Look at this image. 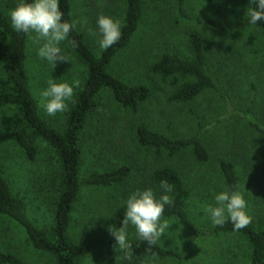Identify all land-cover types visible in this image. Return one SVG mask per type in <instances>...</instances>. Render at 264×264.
I'll return each instance as SVG.
<instances>
[{
  "label": "rangeland",
  "instance_id": "374dc122",
  "mask_svg": "<svg viewBox=\"0 0 264 264\" xmlns=\"http://www.w3.org/2000/svg\"><path fill=\"white\" fill-rule=\"evenodd\" d=\"M142 1L144 14L137 32L116 56L110 71L127 83L148 84L152 93L137 111L121 107L106 90L96 97L80 138V174L114 169L123 163L132 170L118 184L80 188L70 215L69 235L78 242L90 239L92 251L75 264H104L105 246L112 237L104 220L132 191L142 189L153 164L170 165L181 174L190 190L186 211L201 231L212 226L206 207L214 204L215 193L224 190L218 172L221 160H229L235 167L239 177L238 189L244 193L252 223L257 224L264 214V132L250 126V122H255L264 128V37L253 28L233 33L206 24L207 20L218 17L238 18L244 12L245 0H217L213 3L183 0L182 15L177 0ZM71 2L73 18L82 22L77 26L78 30L85 35L89 47L96 54L100 53L97 16L105 14L122 21L123 0ZM7 3L8 0L0 1L4 8H8ZM191 32H198L203 37L208 68L219 77L235 108L232 113L212 92H206L188 104H170L166 101L169 86L151 74L152 61L164 52L189 57L187 38ZM62 47L72 62L58 64L52 69L48 62L37 57L36 46L30 37L28 40L30 89L41 117L55 128L63 124L68 110L48 116L40 106V92L53 78L58 83L78 80L80 84L84 78V66L65 44ZM3 81L0 64V88ZM18 121L14 109L0 108V167L13 193L23 200L29 219L38 228L49 231L58 183L56 155L46 142L38 141L35 159L26 160L13 139ZM199 122L209 125L204 138L209 152L206 164L194 163L188 152L155 160V153L140 149L135 139L138 124L178 138L194 134ZM163 219L170 225L158 244L173 252L188 247L184 264H247L249 251L241 235L207 234L191 238L175 219ZM130 239H135L134 230H130ZM0 253L14 254L26 264H53L51 256L36 251L21 227L5 216H0ZM116 258L118 264H145L152 257H131L126 261L123 253L117 252ZM156 260L158 264H175L172 257Z\"/></svg>",
  "mask_w": 264,
  "mask_h": 264
},
{
  "label": "trees",
  "instance_id": "16d2710c",
  "mask_svg": "<svg viewBox=\"0 0 264 264\" xmlns=\"http://www.w3.org/2000/svg\"><path fill=\"white\" fill-rule=\"evenodd\" d=\"M2 1V0H0ZM217 0H207L209 3ZM18 0H8L7 7L0 4V64L3 68L4 81L0 88V108L14 109L19 117L18 126L13 131V139L26 160L32 161L37 155L38 141L46 142L56 155L58 164L57 190L53 205V220L49 231L38 228L28 217L23 200L15 195L0 167V216L15 221L24 231L30 245L39 252L51 256L53 264H75L92 251V241L84 239L75 241L69 235L73 204L82 186H110L122 182L128 177L132 168L127 164L100 172L80 174L81 134L85 128L88 115L93 109L97 95L108 91L111 98L121 107L137 111L146 104L151 96V87L145 83H127L110 71L116 56L124 50L137 32L143 17L142 0H123L121 39L107 51L96 54L87 44L85 35L76 28L70 33L69 41H75L72 47H66L78 62L84 66V78L77 88L63 124L55 128L40 115L27 75V57L29 35L15 32L10 24L9 9L16 6ZM180 15L183 11V0H177ZM254 7L252 0H245L244 12L234 19L213 18L206 21L212 28L239 33L253 28L264 37V22L257 25L248 23L247 8ZM60 8L64 19L71 22L73 8L71 0H60ZM189 57H182L176 52H164L152 61L150 72L167 83L169 92L166 101L170 104H188L206 92H212L232 113L235 109L219 79L210 72L207 64L205 41L198 32H191L187 38ZM253 89L254 86H252ZM254 101V96L251 102ZM231 109V110H228ZM209 125L199 122L197 131L188 137H169L159 131L152 130L144 124L135 128V139L140 149L155 153L159 157L173 158L180 153L188 152L196 164H206L209 152L204 143ZM258 132L264 128L250 122ZM219 176L224 189H238L239 177L233 163L221 160L218 164ZM166 181L172 186L174 205L165 208L164 218L175 219L191 236L199 238L207 234H233L244 239L248 247L247 264H264V214L257 224L251 223L240 231H234L231 223L223 227L211 226L206 231L199 230L191 221L186 206L190 190L181 174L172 166L157 164L152 166L142 189L152 187L160 194V182ZM120 205L104 220V226H120L123 209ZM115 240L111 237L105 246L104 264H118ZM188 247L181 252H173L161 247L158 242L149 246L146 242L132 241L133 258H165L172 257L175 264H184ZM0 264H26L20 257L11 253H0Z\"/></svg>",
  "mask_w": 264,
  "mask_h": 264
},
{
  "label": "clouds",
  "instance_id": "9594fccd",
  "mask_svg": "<svg viewBox=\"0 0 264 264\" xmlns=\"http://www.w3.org/2000/svg\"><path fill=\"white\" fill-rule=\"evenodd\" d=\"M252 3L254 7L247 8L246 12L248 23L257 25L258 22H264V0H252ZM8 16L12 29L18 34L29 35L36 46L37 57L48 62L52 69L58 64L72 62L62 45L70 42L72 47L76 46L75 41H69V37L82 22L75 19L71 22L65 20L60 0H18L16 6L9 9ZM96 25L99 33L98 47L101 51H107L121 39L122 24L119 19L99 14ZM79 86L78 80H72L71 83H58L54 78L48 80L47 87L39 94L41 108L48 116L67 111L74 90ZM159 188V195L152 187L132 191L123 201L120 226H108L109 233L115 240V250L123 253L126 261H130L132 257L130 230H134L136 239L155 246L169 228L170 224L163 217L165 208L174 205V199L170 195L173 189L163 180ZM205 211L214 227L231 223L233 230L238 232L252 223L244 193L236 188H226L215 193L214 204H209ZM145 264L158 262L152 257Z\"/></svg>",
  "mask_w": 264,
  "mask_h": 264
}]
</instances>
